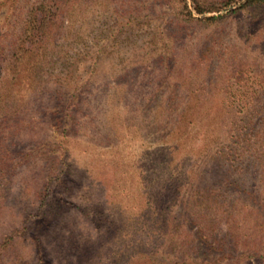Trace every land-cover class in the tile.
Wrapping results in <instances>:
<instances>
[{
  "label": "rangeland",
  "instance_id": "1",
  "mask_svg": "<svg viewBox=\"0 0 264 264\" xmlns=\"http://www.w3.org/2000/svg\"><path fill=\"white\" fill-rule=\"evenodd\" d=\"M34 1L0 0L2 47ZM54 1L32 48L65 57L23 54L3 86L0 148L26 157L0 180V239L26 216L29 235L2 264H264V12Z\"/></svg>",
  "mask_w": 264,
  "mask_h": 264
},
{
  "label": "trees",
  "instance_id": "2",
  "mask_svg": "<svg viewBox=\"0 0 264 264\" xmlns=\"http://www.w3.org/2000/svg\"><path fill=\"white\" fill-rule=\"evenodd\" d=\"M239 0H190L191 9H187L185 0L183 2L184 14L185 16H190L191 11L195 14H201L205 12H221L229 8L232 3H236ZM180 2V0H178ZM57 8V2L54 0H35L26 10L23 12L22 17L19 19L20 21V30L16 35L14 41L9 44L10 46L2 47L0 45V111L6 109L8 106V102L12 99V95L10 91H3L4 84H9V78L13 76V66L15 61L25 54L28 58V62L32 66L41 63L45 65L47 68H51L55 63H60L61 59L65 56L60 55L64 50H45V49H37L32 48V45L36 43V38H40L42 35H45V27L47 23L51 19L57 21V16H55V10ZM243 8L250 15H258V11L264 12V0H242L239 6L236 9ZM234 11V10H233ZM193 20L204 21L210 20L214 17H203V18H195L190 16ZM61 20V19H60ZM62 23V21H60ZM54 24V23H53ZM57 24V23H56ZM56 57V58H55ZM71 73V70H68ZM62 78V76H61ZM64 79V78H63ZM3 84V85H2ZM16 111L12 112L15 113ZM179 118L184 119L185 114L184 111H180ZM5 118L0 115V125L4 121ZM188 120V117L186 118ZM64 132V130H62ZM58 143L55 141L56 145H61L63 143L62 136L57 139ZM25 152H22L20 148H0V180L5 178L7 173L12 171L13 162L15 159L21 160V157H26ZM65 156V151H61L59 155L57 154H48L46 157L51 160V164L62 165L63 157ZM50 190L49 182L45 181L42 187V193L40 195V200L36 204L37 208H44L48 205L47 191ZM157 218L161 219L163 214L156 215ZM27 219L26 216L22 221L17 222V224L10 228L9 231L0 239V257L7 253V250L11 248L14 249V244L17 242V238H20L22 235H25L26 232L29 235V230L27 231ZM11 254H16L14 250L10 252ZM13 256L9 259H12ZM0 262L2 264V259L0 258ZM8 264H17L15 260H8ZM36 264H50L46 262L42 257L38 256ZM166 264H192V262H188V260L181 258L179 260H173L167 262Z\"/></svg>",
  "mask_w": 264,
  "mask_h": 264
}]
</instances>
